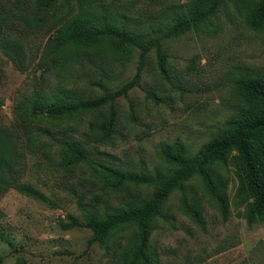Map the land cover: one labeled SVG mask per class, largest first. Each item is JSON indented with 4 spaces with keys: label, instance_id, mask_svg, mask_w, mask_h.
Segmentation results:
<instances>
[{
    "label": "rangeland",
    "instance_id": "374dc122",
    "mask_svg": "<svg viewBox=\"0 0 264 264\" xmlns=\"http://www.w3.org/2000/svg\"><path fill=\"white\" fill-rule=\"evenodd\" d=\"M192 1L58 0L48 11H39L34 0H0V133H19L27 152L23 181L50 198L44 202L12 186L3 192L0 264H116L117 250L136 228L115 230L109 244L89 245L92 232L72 190L98 202L102 211L142 200L151 186L116 183L104 164L140 175L167 171L161 146L180 140L194 153L233 113L239 102L236 78L264 74V27L246 24L252 0H224L197 26L161 40L169 78L159 71L155 49L150 50L138 83L114 101L110 130L100 126L110 118V104L31 118V101L40 95L50 97L65 86L78 98L93 99L105 89L119 88L139 70L140 50L115 48L106 37L92 44L81 63L51 61L48 51L65 20L103 12L117 20L124 17L130 29L147 33L165 29ZM24 119L28 129L49 127L56 136L81 140L89 160L70 162V153L53 138H44L50 144L47 151L31 150ZM221 169L229 177L228 217L223 219L207 200L198 178L184 189L189 199L202 203L204 228L179 209L181 192H170L163 208L167 215H157L150 232L161 264H264V222L247 224L237 180L230 169Z\"/></svg>",
    "mask_w": 264,
    "mask_h": 264
},
{
    "label": "trees",
    "instance_id": "16d2710c",
    "mask_svg": "<svg viewBox=\"0 0 264 264\" xmlns=\"http://www.w3.org/2000/svg\"><path fill=\"white\" fill-rule=\"evenodd\" d=\"M57 1L34 0L39 11H48ZM223 1L193 0L187 4L186 12L173 19L165 29L152 28L147 33L130 29L124 17L117 20L103 12L89 11L68 18L58 27L57 38L52 41V47L48 51L51 61H59L64 66L81 63L92 44L106 37L115 48L131 47L140 50L139 70L130 81L119 88L105 89L93 99L78 98L73 89L62 86L58 93L50 97L40 95L32 100L29 115L37 118L74 114L110 104V118L100 125L101 129L110 130L115 120L114 101L120 95H127L138 83L150 50L155 49L159 71L169 78L167 54L162 48L161 40L170 36L176 37L197 26L212 16ZM246 24L251 29L264 27V0H252L246 15ZM43 65L45 67L46 63ZM234 87L239 102L227 118L225 127L217 130L194 153H189L180 140L161 146L163 158L168 164L167 171L156 175H140L123 173L117 166L104 164L107 173L115 178L116 183L129 181L151 186V194L142 200L102 211L98 202L87 200L85 194L72 190L92 232L89 245L97 241L109 244L115 230L134 226L136 231L117 250L116 264H161L158 248L150 239V232L155 217L167 215L163 208L170 192H181L179 209L204 228L202 203L194 197L189 199L184 189L189 181L198 178L200 189L207 200L212 201L219 209L223 219L228 217L226 185L229 177L223 174L221 168L230 169L237 180L236 193L246 203L247 224L264 222V74H242L234 81ZM22 122L24 130H28L26 146L31 150L39 147L47 151L50 144L44 138H53L55 143L61 144L70 153V162L89 160L88 151L81 140L64 133L56 136L49 127L28 129L25 119ZM26 154L24 142L18 132L8 129L0 133V197L12 186L27 196L49 202L50 198L42 190L23 181L26 174Z\"/></svg>",
    "mask_w": 264,
    "mask_h": 264
}]
</instances>
